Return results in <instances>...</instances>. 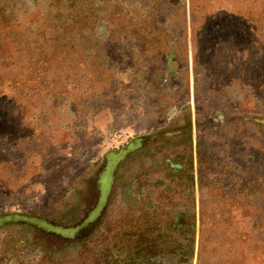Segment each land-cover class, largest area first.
Instances as JSON below:
<instances>
[{
    "label": "rangeland",
    "instance_id": "obj_1",
    "mask_svg": "<svg viewBox=\"0 0 264 264\" xmlns=\"http://www.w3.org/2000/svg\"><path fill=\"white\" fill-rule=\"evenodd\" d=\"M150 223L147 264H264V0H0V264Z\"/></svg>",
    "mask_w": 264,
    "mask_h": 264
},
{
    "label": "trees",
    "instance_id": "obj_2",
    "mask_svg": "<svg viewBox=\"0 0 264 264\" xmlns=\"http://www.w3.org/2000/svg\"><path fill=\"white\" fill-rule=\"evenodd\" d=\"M82 13L84 14V11H82ZM84 19H87V17H84ZM73 25H74L73 20L68 18L66 21L61 22V30L65 31L66 28L72 27ZM12 27L13 25L10 26V28ZM155 226L156 225H153L152 223L145 225V226L144 225L136 226L135 232L132 233V235L130 236V239L126 240V242L128 243L126 249L129 252L133 251L132 255L127 256L126 260L121 259L118 256H111V257L108 256L109 261L108 262L106 261L103 264H147L150 261L149 257H151L149 255H154L156 251L162 250V249H159L160 244L156 243V239L158 238L159 235L155 234L151 236L152 232L156 230ZM169 229L171 233L177 231V229L174 226L173 227L170 226ZM135 237H138V239L134 240L133 238ZM62 238H65L63 239L64 246L70 248L72 246L71 238L70 237H62ZM171 248H172L171 249L172 251H175L177 249V247H173V246ZM90 254L91 256L89 259H92V257L94 256L100 255V253L98 254L90 253ZM102 255L106 257V255L104 254ZM98 259L100 260V257ZM187 261H188L187 257L184 259H179L180 263H184Z\"/></svg>",
    "mask_w": 264,
    "mask_h": 264
}]
</instances>
